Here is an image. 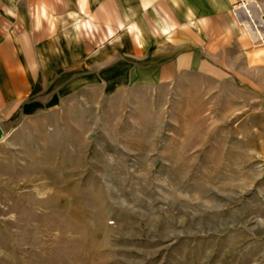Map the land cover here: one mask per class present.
I'll return each instance as SVG.
<instances>
[{
	"label": "rangeland",
	"instance_id": "rangeland-1",
	"mask_svg": "<svg viewBox=\"0 0 264 264\" xmlns=\"http://www.w3.org/2000/svg\"><path fill=\"white\" fill-rule=\"evenodd\" d=\"M209 61L3 121L0 264H264V50Z\"/></svg>",
	"mask_w": 264,
	"mask_h": 264
},
{
	"label": "crops",
	"instance_id": "crops-1",
	"mask_svg": "<svg viewBox=\"0 0 264 264\" xmlns=\"http://www.w3.org/2000/svg\"><path fill=\"white\" fill-rule=\"evenodd\" d=\"M233 43L263 53L264 0H0V126L43 109L73 71L170 83Z\"/></svg>",
	"mask_w": 264,
	"mask_h": 264
},
{
	"label": "water",
	"instance_id": "water-1",
	"mask_svg": "<svg viewBox=\"0 0 264 264\" xmlns=\"http://www.w3.org/2000/svg\"><path fill=\"white\" fill-rule=\"evenodd\" d=\"M3 134V130H2V128H1V126H0V136Z\"/></svg>",
	"mask_w": 264,
	"mask_h": 264
}]
</instances>
